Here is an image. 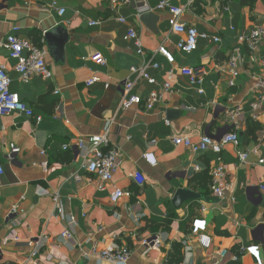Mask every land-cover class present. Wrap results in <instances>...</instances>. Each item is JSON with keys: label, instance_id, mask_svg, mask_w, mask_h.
Wrapping results in <instances>:
<instances>
[{"label": "crops", "instance_id": "1", "mask_svg": "<svg viewBox=\"0 0 264 264\" xmlns=\"http://www.w3.org/2000/svg\"><path fill=\"white\" fill-rule=\"evenodd\" d=\"M52 1L65 8L62 17L50 9ZM160 1H0V66L11 79L10 90L42 118L36 123L35 118L17 113L0 117V264H33L28 261V243L39 237L47 238L40 254L52 258L45 264H99L91 257L92 250L113 245L130 249L127 264H164L173 243L181 244V264H264V191L260 189L264 170L258 164L264 157V104L255 118L249 107L256 94L251 76L264 77V70L256 65L244 67L234 88L217 71L237 46L239 34L264 27V0H255L251 7L241 6L239 0H200L184 11L181 23L221 40L217 45L199 40L191 55L176 50L180 37L170 30L168 12L136 16L143 3L155 8ZM185 3L181 0L176 5ZM119 18L126 22L120 23ZM90 21L99 25L90 27ZM57 27L67 35L62 50L44 41V35ZM15 28L22 39L33 42L34 34L41 37L51 79L19 81L16 61L3 46ZM130 29L136 31L146 58L152 57L159 66L147 71L156 80L154 86L130 73L132 67L142 65L134 44L125 40ZM160 45L172 53L173 63L154 54ZM242 50L247 55L245 47ZM95 54L106 60L105 67L91 61ZM258 54L264 57V39ZM184 66L207 69L204 95L189 89L179 72ZM92 79L96 81L87 86ZM126 80L135 81L134 94L141 98L159 92L164 83L172 90L150 112L142 106L122 111L119 101ZM237 107L241 112L231 121L225 112ZM249 119L261 130L255 139L247 132L243 142ZM106 129L108 147L117 150L118 157L112 182L101 193L96 180L83 170V158L74 144L80 138L100 136ZM228 132L237 133L240 150L248 156L240 162L232 146L223 147L220 157L226 165L228 188L217 199L209 185L216 156L174 146L171 138L196 142L206 135L218 141ZM63 145L69 149L63 151ZM44 160L47 172L39 167ZM136 171L144 176L142 187L133 182ZM115 189L126 196L113 205L109 195ZM178 190L189 194L176 207L173 198ZM54 195L59 196L64 219L57 217ZM15 204L23 214L11 215ZM166 219L169 225L161 227ZM65 230L72 236L68 241L61 239ZM201 234L211 240L208 249L197 242ZM155 236L161 246L145 253L142 241ZM186 247L190 254L185 256ZM241 247L245 252L239 255ZM222 250L224 257L218 253ZM235 255L238 260L233 259Z\"/></svg>", "mask_w": 264, "mask_h": 264}, {"label": "built area", "instance_id": "2", "mask_svg": "<svg viewBox=\"0 0 264 264\" xmlns=\"http://www.w3.org/2000/svg\"><path fill=\"white\" fill-rule=\"evenodd\" d=\"M1 1V0H0ZM181 0H161L155 8L149 7L143 3L136 9V16L141 17L144 14L151 13L154 10L166 11L170 15L169 26L173 34L180 37L176 44V50L184 55L193 54L198 46L199 40L211 41L214 44L221 42L219 37L209 36L206 33H200L193 26H187L179 21L180 16L184 11H187L200 0H186V3L182 6L176 5ZM50 9L56 11L59 17L65 14V8L58 7L57 1H52ZM227 10V9H225ZM120 23H125V19L119 18ZM99 25L96 21H90L89 26L94 27ZM17 28L13 29V33L8 35L3 43L4 48L8 51L9 57L16 61L14 71L18 75L19 81L24 84L29 83L33 77H39L43 80H49L52 77L51 71L45 63L46 52L40 46L33 44L30 40L22 39L16 35ZM234 31L233 28H230ZM264 39V27H256L249 33H241L237 36V46L227 56L225 62L217 67V71L221 74L229 88L236 86V81L240 76L244 67L259 66L264 70V57L259 56V47L261 41ZM125 40L132 42L136 48V54L142 59V65L140 67H132L130 73L136 75L137 79L145 81L148 85H156V80L149 76L148 70H158L159 66L153 61V58H146L147 54L144 51L138 35L134 29L128 30ZM242 47H245L247 55L243 53ZM154 54L163 57L168 63L174 62V56L163 45H160ZM91 61L99 67L106 66V60L100 55L95 54ZM180 75L186 79L189 89L193 90L198 96H202L205 93L204 84L209 73L205 67H181ZM251 79L255 82L256 94L249 107L253 117L255 113L264 104V77L252 75ZM96 79L90 80L86 83L87 86L92 85ZM11 79L4 66H0V117L8 116L13 113H17L25 116L26 118H35L36 123H40L42 118L35 116L32 109H30L20 98L17 93L10 90ZM107 87V86H106ZM135 81L126 80L122 85V91L119 101V110L127 111L134 106H142L146 112H150L154 109L155 105L161 101L164 93H170L172 86L169 83H164L159 92H150L145 98L134 94ZM58 94L57 91L54 92ZM241 112V109L237 107L233 111H226L225 115L234 121L237 115ZM166 125L169 123L166 121ZM108 129L100 136H92L87 138L78 139L74 146L81 153L83 158L82 168L91 177L96 180L97 191L105 192L108 185L112 182L114 173L117 169V157L118 151L109 148L108 142ZM264 136V132H263ZM171 142L174 146H182L185 149L190 150L192 153H206L212 152L215 156V165L211 170V194L217 198L222 199L224 192L228 188L226 180V165L223 163L220 155L223 147L230 145L235 149L237 158L240 162L247 160V153L240 150V140L236 132H228L220 140L214 141L211 137L203 135L198 138L196 142H192L190 139L173 136ZM63 151L69 149L68 145H63ZM16 153V151H14ZM42 158L46 157L44 151H40ZM149 156L144 155L143 159L149 161ZM258 164L264 170V157H261ZM44 171H48V163L44 160L39 164ZM198 171L197 168H195ZM50 171H54L50 169ZM3 175V168L0 166V177ZM76 182H81V177H74ZM133 182L142 187L145 183L144 176L141 172L136 171L132 174ZM261 191H264V183L260 187ZM126 196V193L120 189H115L110 195L109 200L113 205H116L119 200ZM55 204V211L57 217L64 219V213L62 206L59 203V196L54 195L52 197ZM11 215L17 216L23 214L18 204L11 207ZM100 231V230H99ZM71 233L65 230L61 234V239L70 240ZM45 237H39L28 243L30 248L28 254V261L33 264H45L52 260L51 257L43 258L40 254L41 249L44 247ZM197 242L203 249H208L211 245V240L207 235L201 234L197 236ZM162 244L161 239L157 236L142 241V246L147 253L152 248H158ZM185 256L190 254V248L184 249ZM245 252V249L241 247L239 249V255ZM221 257L226 255V251L222 250L218 252ZM132 252L127 246L113 245L104 250L93 249L91 257L99 264H127L130 260ZM239 255L234 256V260H238Z\"/></svg>", "mask_w": 264, "mask_h": 264}, {"label": "trees", "instance_id": "3", "mask_svg": "<svg viewBox=\"0 0 264 264\" xmlns=\"http://www.w3.org/2000/svg\"><path fill=\"white\" fill-rule=\"evenodd\" d=\"M255 0H239V4L241 6H252ZM32 43L40 46L41 37L38 34H34L32 37ZM261 130V127L258 125L257 122L249 119L246 124V129L244 132L243 142L247 137V132L249 133V137L255 139L257 137L258 132ZM209 185H210V178H209ZM169 225V221L166 219L162 222L161 227L164 226V228H167ZM182 261V254H181V244L179 243H173L171 246V250L167 254V259L164 264H181Z\"/></svg>", "mask_w": 264, "mask_h": 264}, {"label": "water", "instance_id": "4", "mask_svg": "<svg viewBox=\"0 0 264 264\" xmlns=\"http://www.w3.org/2000/svg\"><path fill=\"white\" fill-rule=\"evenodd\" d=\"M66 40H67V35H66L64 28H62V27H57V28L53 29L52 31H50L44 35V41L47 44H50V43H52L53 45L58 44V46L61 50L64 48ZM15 154H17V153H15ZM15 154L13 153L14 156H15ZM188 194L189 193H187L184 190H178L175 193V196L173 198V204L176 207L180 206L182 204L184 198Z\"/></svg>", "mask_w": 264, "mask_h": 264}]
</instances>
